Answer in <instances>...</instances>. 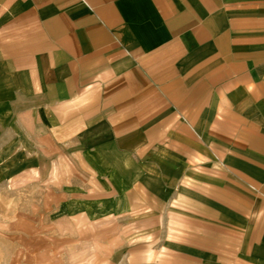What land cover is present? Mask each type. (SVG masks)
Returning a JSON list of instances; mask_svg holds the SVG:
<instances>
[{
    "label": "crops",
    "instance_id": "0c3cea01",
    "mask_svg": "<svg viewBox=\"0 0 264 264\" xmlns=\"http://www.w3.org/2000/svg\"><path fill=\"white\" fill-rule=\"evenodd\" d=\"M0 136V185L71 169L94 264H264V0H0Z\"/></svg>",
    "mask_w": 264,
    "mask_h": 264
},
{
    "label": "rangeland",
    "instance_id": "374dc122",
    "mask_svg": "<svg viewBox=\"0 0 264 264\" xmlns=\"http://www.w3.org/2000/svg\"><path fill=\"white\" fill-rule=\"evenodd\" d=\"M46 138L48 137L27 134V146L30 147L32 143H39L41 139L46 140ZM3 140H7V137L0 136V143L5 142ZM33 154L39 155L40 153ZM35 159L38 158L30 154L27 155V183L24 184L21 175L16 178L15 188L8 186L4 181L0 185V223L18 222L19 212L27 211L26 252L24 253V249L20 247L9 248L7 245L8 238L2 236L0 238V264H7L3 260L13 255L16 256V264H94L92 263L93 256L106 257L109 250L100 244L105 238L103 233L96 232V236L98 235L99 238L96 245L93 243L90 247L86 244L81 245V243L71 245V242L67 241L74 236L63 229V227H66L65 218L59 215L60 211L67 207L63 208L62 204L64 202H62L57 210L55 206L57 201L53 197L58 193L59 198L62 199L78 191L79 185L72 183L71 169L53 167L50 156L41 159V162H35ZM31 162L32 167L28 165ZM38 164H41V166ZM45 177H47V180H44ZM64 180H68V182ZM45 195H47L49 206L53 203L54 208L49 210L46 217H41L38 215L40 201L41 198L43 201ZM34 213L35 215H32ZM46 222L48 223L47 227L40 226L41 223ZM56 227L60 230H57ZM77 233L81 234L80 238H78ZM84 236L83 232L78 231L75 239H83ZM87 236L86 238H88ZM43 243L47 247H44ZM57 243L59 247L56 248ZM40 253H43L42 256L46 259L42 258L41 260Z\"/></svg>",
    "mask_w": 264,
    "mask_h": 264
}]
</instances>
